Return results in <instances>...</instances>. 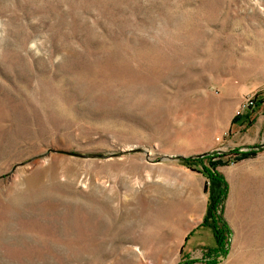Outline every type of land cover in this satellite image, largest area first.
<instances>
[{
	"label": "rangeland",
	"instance_id": "obj_1",
	"mask_svg": "<svg viewBox=\"0 0 264 264\" xmlns=\"http://www.w3.org/2000/svg\"><path fill=\"white\" fill-rule=\"evenodd\" d=\"M261 108L264 0H0V264H264Z\"/></svg>",
	"mask_w": 264,
	"mask_h": 264
},
{
	"label": "trees",
	"instance_id": "obj_2",
	"mask_svg": "<svg viewBox=\"0 0 264 264\" xmlns=\"http://www.w3.org/2000/svg\"><path fill=\"white\" fill-rule=\"evenodd\" d=\"M246 155V154H244ZM216 156L218 157V154H213L210 155L209 157L203 158V159H198V158H186L183 159L186 163H201L204 160H212L213 158H216ZM220 157H223L222 155ZM217 163H211V168H203L204 173L206 174V176L209 178V180L213 181L214 183H219V184H224V179L218 174L216 173V167H217ZM214 205L212 206V211L215 213L216 212V207H217V203L219 204V202H215L214 201ZM213 230H214V236L217 240V244L218 246H222L223 240L222 237L220 236V231L213 226Z\"/></svg>",
	"mask_w": 264,
	"mask_h": 264
},
{
	"label": "crops",
	"instance_id": "obj_3",
	"mask_svg": "<svg viewBox=\"0 0 264 264\" xmlns=\"http://www.w3.org/2000/svg\"><path fill=\"white\" fill-rule=\"evenodd\" d=\"M258 114H260V115H259V119H258L259 122H257V123H259L261 125V124H263L262 123L263 122L262 120H264V111L262 110V108L260 109V111H259ZM244 120H245V123H247V116H245V118H244V116L238 117L239 123H242V125L240 126V129H239L240 130V133L242 131H244L245 129H247V125H243L244 123L242 121H244ZM257 123L255 125L250 126L247 131L249 132L250 130H252V132H254L255 134H257L258 137L260 138V137H263V135H264V126L263 125H261V126L260 125H257ZM203 227H206V226L205 225L204 226H201L200 229L197 232H199ZM197 232H193V234L191 235L190 239L193 238L194 236H196L197 234H199ZM202 236H203V233H201V237ZM199 240H200V238H199Z\"/></svg>",
	"mask_w": 264,
	"mask_h": 264
},
{
	"label": "water",
	"instance_id": "obj_4",
	"mask_svg": "<svg viewBox=\"0 0 264 264\" xmlns=\"http://www.w3.org/2000/svg\"><path fill=\"white\" fill-rule=\"evenodd\" d=\"M210 156V154L209 153H206V154H204V155H201L200 156V158H206V157H209ZM168 159H170V158H173V157H167ZM182 159H185V158H183V157H181Z\"/></svg>",
	"mask_w": 264,
	"mask_h": 264
},
{
	"label": "built area",
	"instance_id": "obj_5",
	"mask_svg": "<svg viewBox=\"0 0 264 264\" xmlns=\"http://www.w3.org/2000/svg\"><path fill=\"white\" fill-rule=\"evenodd\" d=\"M248 106H250V105H248ZM242 112H243V109H242V111L239 110L238 113H237V116H238V117L241 116V115H242Z\"/></svg>",
	"mask_w": 264,
	"mask_h": 264
}]
</instances>
